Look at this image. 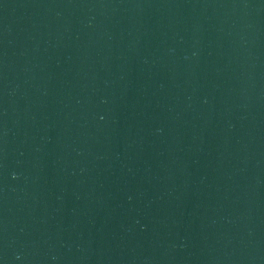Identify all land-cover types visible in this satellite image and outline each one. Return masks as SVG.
I'll use <instances>...</instances> for the list:
<instances>
[{
  "label": "water",
  "instance_id": "obj_1",
  "mask_svg": "<svg viewBox=\"0 0 264 264\" xmlns=\"http://www.w3.org/2000/svg\"><path fill=\"white\" fill-rule=\"evenodd\" d=\"M0 264H264V0H0Z\"/></svg>",
  "mask_w": 264,
  "mask_h": 264
}]
</instances>
